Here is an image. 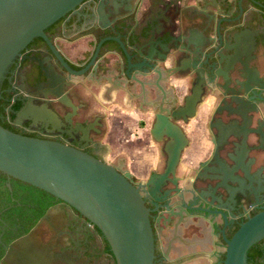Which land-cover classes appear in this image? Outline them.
I'll list each match as a JSON object with an SVG mask.
<instances>
[{
  "label": "flooded vegetation",
  "instance_id": "obj_1",
  "mask_svg": "<svg viewBox=\"0 0 264 264\" xmlns=\"http://www.w3.org/2000/svg\"><path fill=\"white\" fill-rule=\"evenodd\" d=\"M102 1L85 0L45 29L66 64L42 37L12 60L0 81V124L106 160V106L121 103L159 146L146 179L127 168L150 209L154 264H223L226 239L264 209V0H107L101 10ZM59 26L63 35L55 36ZM171 37L196 47L174 49ZM62 40L79 48L77 57ZM162 40L169 52L160 50ZM202 77L194 115L180 114ZM83 90L94 97L95 112H87ZM43 105L59 122L18 117ZM162 108H170L187 143L157 189L147 183L166 169L167 139L152 135ZM111 164L126 167L123 157ZM25 236L53 251L54 264H115L103 233L75 208L0 171V264H13L5 257L11 246L21 250L17 241Z\"/></svg>",
  "mask_w": 264,
  "mask_h": 264
},
{
  "label": "water",
  "instance_id": "obj_2",
  "mask_svg": "<svg viewBox=\"0 0 264 264\" xmlns=\"http://www.w3.org/2000/svg\"><path fill=\"white\" fill-rule=\"evenodd\" d=\"M84 1L0 0V81L12 60L34 38L42 37L52 45L45 29L68 13H76ZM106 2H100L99 9L103 10ZM104 41L99 42L92 60L81 73L94 64ZM62 42L63 50L72 58L77 57L79 48L64 40ZM169 43L174 49H179L180 44H183L182 49L196 47L190 39L181 41L171 37ZM158 45L161 51L169 52L170 47L165 40ZM122 47L125 50L124 44ZM52 48L55 57L66 64L62 54L53 45ZM128 58L130 60L129 55ZM168 70L171 68L168 67ZM46 76L51 78L48 72ZM131 76L128 72L127 77L132 79ZM203 83L202 77L180 114L194 115ZM61 94L62 90H59L57 96ZM165 100L166 104L171 103ZM161 113L152 135L157 141L167 139L166 169L162 175L152 177L147 183L155 184L157 189L165 184L170 174H174L187 143L182 129L168 117L170 108H162ZM30 116L36 122H59L56 112L46 105L28 107L18 114L20 119ZM68 124L71 126V121ZM0 171L36 186L75 208L103 233L111 246L115 264H154L155 238L150 209L128 169L69 144L18 134L0 124ZM263 239L264 209L241 224L231 239H226L223 264H248L249 250ZM17 243L21 245V250L11 246L6 261L13 264H54V252H44L28 236L20 238Z\"/></svg>",
  "mask_w": 264,
  "mask_h": 264
},
{
  "label": "crops",
  "instance_id": "obj_3",
  "mask_svg": "<svg viewBox=\"0 0 264 264\" xmlns=\"http://www.w3.org/2000/svg\"><path fill=\"white\" fill-rule=\"evenodd\" d=\"M172 83L184 92L182 80L173 77ZM83 98L90 105L87 112L89 114L95 112L97 104L88 90H83ZM106 108L108 132L102 138L110 147L106 161L111 163L116 158L123 157L126 168L139 178L146 179L159 157V146L145 130L140 129L137 119L121 103L108 104Z\"/></svg>",
  "mask_w": 264,
  "mask_h": 264
},
{
  "label": "trees",
  "instance_id": "obj_4",
  "mask_svg": "<svg viewBox=\"0 0 264 264\" xmlns=\"http://www.w3.org/2000/svg\"><path fill=\"white\" fill-rule=\"evenodd\" d=\"M93 31V30H91ZM55 36H62L63 30L62 27L59 26V28L54 33ZM0 108H4L2 105H0ZM42 192L45 195H48L50 197H53L50 193L43 191ZM248 264H264V239L259 241L257 244L251 247V249L248 252Z\"/></svg>",
  "mask_w": 264,
  "mask_h": 264
},
{
  "label": "rangeland",
  "instance_id": "obj_5",
  "mask_svg": "<svg viewBox=\"0 0 264 264\" xmlns=\"http://www.w3.org/2000/svg\"><path fill=\"white\" fill-rule=\"evenodd\" d=\"M146 131V134L149 136V134H148V132H147V130H145ZM124 169H127L126 167H124Z\"/></svg>",
  "mask_w": 264,
  "mask_h": 264
}]
</instances>
